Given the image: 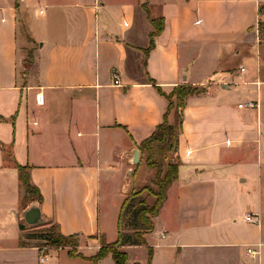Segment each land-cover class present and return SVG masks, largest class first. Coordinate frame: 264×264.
<instances>
[{"label": "crops", "instance_id": "0c3cea01", "mask_svg": "<svg viewBox=\"0 0 264 264\" xmlns=\"http://www.w3.org/2000/svg\"><path fill=\"white\" fill-rule=\"evenodd\" d=\"M29 37L39 48L22 73ZM180 85L203 92L184 110L178 179L148 245L121 251L128 264H149V249L150 264H264V0H0V264H115L92 258L149 176L133 155L168 113L158 87ZM18 166L43 198L27 207L77 235L82 257L21 245Z\"/></svg>", "mask_w": 264, "mask_h": 264}, {"label": "trees", "instance_id": "16d2710c", "mask_svg": "<svg viewBox=\"0 0 264 264\" xmlns=\"http://www.w3.org/2000/svg\"><path fill=\"white\" fill-rule=\"evenodd\" d=\"M151 22L155 27V32L152 33L151 46L148 52L154 47V37L164 28L162 19L151 20ZM158 89L169 101L168 113L164 122L157 126L152 135L138 146L145 165L150 171V176L142 184L133 185L121 207L117 240L112 244L103 242L97 256L92 258L96 263L111 255L115 264H128V254L121 251L122 247L148 245L146 236L154 231V219L159 216L167 200L170 187L178 179L181 162L177 157V152L179 136L183 127L184 110L188 98L202 93L203 90L188 85H180L171 94H164L159 87ZM172 111L177 113L175 125L169 124L168 121V116ZM124 129L128 132L127 128L124 127ZM130 137L132 138L131 135ZM28 170V166H18L20 186L25 190L26 195L36 194V198H32L30 202L33 200L41 202L42 195L39 189L31 183ZM25 207H21V209H25ZM19 227L22 232L25 231V225L22 222L19 223ZM32 240L40 242L36 245L38 247L69 248L71 256L82 257L78 254V236L64 235L55 223H47L45 228L39 232L25 233L21 245H31L30 241ZM152 256L153 250L149 249V264Z\"/></svg>", "mask_w": 264, "mask_h": 264}, {"label": "rangeland", "instance_id": "374dc122", "mask_svg": "<svg viewBox=\"0 0 264 264\" xmlns=\"http://www.w3.org/2000/svg\"><path fill=\"white\" fill-rule=\"evenodd\" d=\"M31 32H32L31 29H29L27 25H26V27H25V25H23V31L21 32V33H23V35H25V34L31 35ZM38 48H39V44L35 40L30 39V37L28 39H26V47H25V51H24L25 52L24 53L25 54V60L23 61V64L20 67L22 73H26L27 69L32 67L34 60H35V57H36L35 53L37 52ZM149 176H150V173H149ZM21 189H22V191H21L20 208L21 207L24 208L26 205L28 206V204L32 198H34V197L36 198V194L26 195L25 190L23 188H21ZM20 210H23V209H20ZM20 222H22L25 225V231L23 232V234H25V233L32 234L34 232H39L42 229H44L45 225H46V224H40L37 226H31L28 223H26L25 220H23V219H21ZM30 243L31 244H39L40 242L32 240V241H30Z\"/></svg>", "mask_w": 264, "mask_h": 264}, {"label": "built area", "instance_id": "2783aa9c", "mask_svg": "<svg viewBox=\"0 0 264 264\" xmlns=\"http://www.w3.org/2000/svg\"><path fill=\"white\" fill-rule=\"evenodd\" d=\"M42 12V11H41ZM114 85L115 86H121V81L119 75L117 73H114ZM36 102L38 105H43L44 104V97L43 94H37L36 95ZM240 108H248V109H256L258 107V103L254 101H250L247 103H242L239 105ZM245 220L248 223H259V218H255L253 214H247L245 216ZM248 255L252 258V260H255L258 256V251L252 247H249L247 250ZM47 259L46 256L41 257V262L43 263Z\"/></svg>", "mask_w": 264, "mask_h": 264}, {"label": "water", "instance_id": "95a60500", "mask_svg": "<svg viewBox=\"0 0 264 264\" xmlns=\"http://www.w3.org/2000/svg\"><path fill=\"white\" fill-rule=\"evenodd\" d=\"M140 158L141 157L139 149H135L133 155V163L135 165L139 164ZM21 217L23 220H25L26 223L31 226H37L43 223L41 211L39 207L33 203L21 213Z\"/></svg>", "mask_w": 264, "mask_h": 264}]
</instances>
